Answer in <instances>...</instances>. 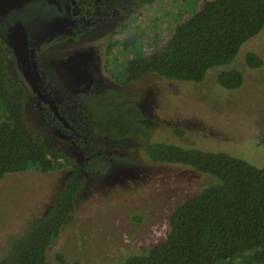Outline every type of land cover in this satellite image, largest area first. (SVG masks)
Here are the masks:
<instances>
[{"label":"rangeland","instance_id":"rangeland-1","mask_svg":"<svg viewBox=\"0 0 264 264\" xmlns=\"http://www.w3.org/2000/svg\"><path fill=\"white\" fill-rule=\"evenodd\" d=\"M200 4L199 0H150L137 10L114 11L99 18L75 37L42 46L39 66L50 79L61 110L74 119L78 112L77 104L69 101L72 94L113 87L124 92L126 99L137 98L150 133L147 141L223 151L264 165V64L256 68L244 62L248 52L264 61V27L241 45L229 64L210 68L199 82L167 79L151 72L136 81H124L126 55L138 49L148 54L159 49L178 20ZM88 16L97 15L90 10ZM129 38L133 46L121 49ZM9 62L22 80L11 57ZM229 68L242 72L239 88L228 90L216 82L217 73ZM27 92L30 126L44 136L48 146L67 151L70 162L80 163L82 155L67 139L68 134L55 126L34 92ZM145 141L136 137L107 140L117 159L107 173L88 176L73 220L47 250L50 261L61 253L66 262L115 264L141 253L165 237L171 210L210 180L186 165L153 161L145 151ZM64 165L47 172L29 169L0 177V257L10 241L53 202L70 171V165Z\"/></svg>","mask_w":264,"mask_h":264},{"label":"trees","instance_id":"trees-1","mask_svg":"<svg viewBox=\"0 0 264 264\" xmlns=\"http://www.w3.org/2000/svg\"><path fill=\"white\" fill-rule=\"evenodd\" d=\"M84 1L92 9L110 14L137 10L150 0ZM199 1L198 8L171 28L159 49L149 54L138 49L126 55L125 82L148 72L199 82L210 68L229 64L241 45L264 27V0ZM132 41L124 40L121 49L132 47ZM8 53L0 38V177L29 169L47 172L65 163L70 171L46 211L10 241L0 264H99L66 262L61 253L53 262L47 258V250L73 220L88 176L107 173L117 159L109 153L106 140L134 137L146 140L144 148L153 161L183 164L207 174L210 180L171 210L163 239L115 264H264V165L223 151L147 141L150 133L137 98L126 99L124 92L113 87L80 94L74 101L80 134L77 144L87 158L83 163L70 162L62 150L48 146L26 119L27 89L10 71ZM244 62L256 68L264 64L254 52L246 53ZM243 79L236 68L216 75V82L228 90L239 88Z\"/></svg>","mask_w":264,"mask_h":264},{"label":"flooded vegetation","instance_id":"flooded-vegetation-1","mask_svg":"<svg viewBox=\"0 0 264 264\" xmlns=\"http://www.w3.org/2000/svg\"><path fill=\"white\" fill-rule=\"evenodd\" d=\"M88 8L89 10H87ZM90 10H92L93 14L97 15L95 18L88 16ZM23 11L24 12L20 15L19 12H15L17 14L12 13L7 15L3 19H0V38L1 36H6V34L8 33L9 26L16 21H21L26 26L27 46L29 49H32L34 51L33 60H35V64H36L35 70L37 76L33 74L32 77L35 79L36 85L39 87L41 93L48 96V98L54 102V104L58 109L59 114L67 120L71 128L66 127L63 124V122L57 118V116L54 114L52 108H50L48 103L43 102L40 99L37 100H39L44 106L48 108V114H51L56 122L55 126L59 127L60 129L62 128V130L68 134V136L64 134L63 135L67 136V139L69 138L68 140L72 143V145L75 146V149H77V151H80L83 158L80 163H83V161L86 160L87 157L84 156V151H82L80 146L77 144V138L80 135L76 131L77 116L74 119H72L69 117V115L66 112L61 110L62 106L60 103V99L53 94V86L51 84V81L48 78L47 74L39 66L40 56L38 51L42 46L60 40L63 37L77 36L89 25L93 24L94 22L97 23L99 18L106 17L109 14L99 12L96 9H92V7L88 5L84 0H57V3L48 2L47 0L34 1L25 5ZM112 13L113 12H111L110 14ZM7 47L9 48L8 66L10 68V71L19 79L17 74H15L14 71L11 70V66L9 62L11 57L13 60V64L17 66V68L19 69L16 57L13 53L12 48H10L8 45ZM27 71L29 72L28 68ZM19 75L21 76L22 79L21 81L23 82L25 87L26 86L28 87V88L26 87L27 91L29 89L32 92H34L30 87V85L28 84L27 80L24 78L23 73L20 69H19ZM99 91L100 90H82L81 92H75L74 94L71 95L69 101L73 103L74 101H77L79 99L78 96L80 94L88 93V92L93 93ZM59 122H61L62 125ZM62 126L64 127V129ZM49 127L52 128L50 122H49ZM52 131L55 134H59V135L62 134L61 132H55L53 129ZM69 136H71L72 138ZM66 152L67 151H65L64 154L68 158ZM110 152L111 151H109V153Z\"/></svg>","mask_w":264,"mask_h":264},{"label":"water","instance_id":"water-1","mask_svg":"<svg viewBox=\"0 0 264 264\" xmlns=\"http://www.w3.org/2000/svg\"><path fill=\"white\" fill-rule=\"evenodd\" d=\"M40 0H0V19L5 18L9 14H22L25 5ZM48 2H56L57 0H47ZM2 41L12 48L13 53L16 57L19 69L22 71L24 78L35 93L37 99L48 103L52 111L63 124L71 128L67 120L61 116L54 102L48 98V96L41 93L39 87L36 85L35 79L32 77L33 74L37 76L35 70V60H33L34 51L29 49L27 46V28L21 21L12 23L8 28L6 36H1ZM27 68L29 72L27 71ZM30 73V74H29Z\"/></svg>","mask_w":264,"mask_h":264}]
</instances>
